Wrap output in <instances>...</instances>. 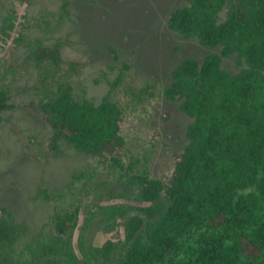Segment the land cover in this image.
Wrapping results in <instances>:
<instances>
[{"label":"trees","instance_id":"1","mask_svg":"<svg viewBox=\"0 0 264 264\" xmlns=\"http://www.w3.org/2000/svg\"><path fill=\"white\" fill-rule=\"evenodd\" d=\"M67 8L62 0L59 15ZM167 25L205 48L220 47L177 65L165 89L191 120L187 142L173 155L169 174L128 175L143 204L107 207L121 217L139 212L128 217L124 237L89 243L90 252L82 242L81 251L88 264H264V0H187L170 12ZM231 55L240 66L235 73L221 66ZM28 58L39 69L38 108L51 129L49 149L70 146L125 171L119 103L109 94L99 101L75 95L69 75L80 61L65 58L61 43L35 40ZM12 107L1 87L0 122ZM81 178L73 175L63 193L42 192L50 218L23 247L17 244L25 228L0 214V264H76L74 184Z\"/></svg>","mask_w":264,"mask_h":264},{"label":"rangeland","instance_id":"2","mask_svg":"<svg viewBox=\"0 0 264 264\" xmlns=\"http://www.w3.org/2000/svg\"><path fill=\"white\" fill-rule=\"evenodd\" d=\"M0 0V88L7 87L11 109L0 122V214L25 228L17 247L37 237L51 215L42 192L67 191L73 175L77 224L72 235L76 264H88L89 243L123 238L129 210L121 217L108 206L139 207L128 175L146 169L152 177L172 170L173 155L187 142L190 118L165 94L172 70L186 59L201 61L220 47L205 48L195 37L169 29L170 12L187 0ZM62 44L65 58L80 61L69 75L78 98L99 101L104 95L123 109L125 171L98 165L91 155L62 145L48 147L51 129L38 108L39 69L28 58L29 44ZM222 68L239 69L235 55ZM61 79V78H60Z\"/></svg>","mask_w":264,"mask_h":264}]
</instances>
